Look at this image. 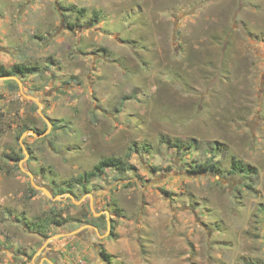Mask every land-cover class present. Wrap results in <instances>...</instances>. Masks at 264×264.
<instances>
[{
  "label": "rangeland",
  "instance_id": "374dc122",
  "mask_svg": "<svg viewBox=\"0 0 264 264\" xmlns=\"http://www.w3.org/2000/svg\"><path fill=\"white\" fill-rule=\"evenodd\" d=\"M16 65L0 264H264V0H0Z\"/></svg>",
  "mask_w": 264,
  "mask_h": 264
},
{
  "label": "trees",
  "instance_id": "16d2710c",
  "mask_svg": "<svg viewBox=\"0 0 264 264\" xmlns=\"http://www.w3.org/2000/svg\"><path fill=\"white\" fill-rule=\"evenodd\" d=\"M77 12H80V11H77ZM33 68H28V67H22V66H13L12 68L10 69H5L4 67L0 66V77H6V76H11L13 74H26V73H30V72H33ZM119 160L116 159V158H109V159H106V160H102L101 162H99L98 165H96L94 167V170L95 171H98V174H101L102 173V170H103V167L106 166V165H109V166H114L118 169H120V171H126V168L123 167V166H119ZM213 165H199L198 167H195V171L198 172V173H205V172H208V171H212L213 169ZM232 170H233V173H236V172H240V173H246V170H247V167L238 163V162H233L232 164ZM95 171L93 173H89L87 175H83L82 177V180L81 182H83V180L87 181V179H91L94 177V174H95ZM194 171V172H195ZM46 220V219H45ZM42 224H45L42 222ZM55 225V226H60L62 223H60L58 220H54L53 221H48L47 220V223L46 225ZM41 227H43V225L39 224L38 225V229H40ZM101 256L104 260H109L110 259V255L105 253L104 251H101Z\"/></svg>",
  "mask_w": 264,
  "mask_h": 264
},
{
  "label": "flooded vegetation",
  "instance_id": "af4514ba",
  "mask_svg": "<svg viewBox=\"0 0 264 264\" xmlns=\"http://www.w3.org/2000/svg\"><path fill=\"white\" fill-rule=\"evenodd\" d=\"M91 228H89V230H96V227L95 226H90ZM93 228V229H92ZM87 229H82L79 233H78V236H85L86 237V231ZM54 257V256H51V258Z\"/></svg>",
  "mask_w": 264,
  "mask_h": 264
},
{
  "label": "water",
  "instance_id": "95a60500",
  "mask_svg": "<svg viewBox=\"0 0 264 264\" xmlns=\"http://www.w3.org/2000/svg\"><path fill=\"white\" fill-rule=\"evenodd\" d=\"M39 105V104H38ZM40 106V105H39ZM40 112V111H39ZM32 135H34L33 131H30ZM29 175V177H32V175L30 173H27Z\"/></svg>",
  "mask_w": 264,
  "mask_h": 264
}]
</instances>
